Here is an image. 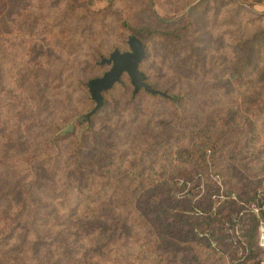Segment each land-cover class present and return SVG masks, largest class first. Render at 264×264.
<instances>
[{
    "label": "rangeland",
    "instance_id": "374dc122",
    "mask_svg": "<svg viewBox=\"0 0 264 264\" xmlns=\"http://www.w3.org/2000/svg\"><path fill=\"white\" fill-rule=\"evenodd\" d=\"M141 28L139 69L168 96L124 73L85 119L98 61ZM28 186L83 187L70 240L42 231L51 256L27 264H264V0H0V211Z\"/></svg>",
    "mask_w": 264,
    "mask_h": 264
},
{
    "label": "trees",
    "instance_id": "16d2710c",
    "mask_svg": "<svg viewBox=\"0 0 264 264\" xmlns=\"http://www.w3.org/2000/svg\"><path fill=\"white\" fill-rule=\"evenodd\" d=\"M133 31H135V33L132 34L136 35L139 39L141 38L138 35L142 33H147L149 35L155 33L148 28H141ZM173 31L174 32H161L163 33L161 35L173 37V35L177 34L180 30L173 29ZM83 140L84 135H81L79 137V141L82 143ZM51 187L52 186H47L45 188L49 189V196H46L45 198L43 197L42 190L35 189V191L32 192V190L28 186L24 190V195H20L18 198L14 196L15 199L13 198V202H11L10 204L8 200H6V202L8 203L6 204V206L4 204V206L5 208H7V211H0V249H3L8 245H10V247L6 248V251L3 252L8 257L5 261L0 259L1 264H27L30 261L40 263L41 258L38 256L39 250H41L43 257H45V255L47 257H50L51 252L46 249V244L39 242V233H41L42 231H46L48 232L50 237H52V235L57 232H63L64 234L65 232H70V224L72 223L73 225H75L73 222H70L71 220L69 219L70 216L73 215L76 211V206L75 204H73L71 199L73 197V191L80 190L83 186H62V188L56 190V192L55 190L51 189ZM101 188L102 186H97L94 193L98 194L101 191ZM57 191H59L60 196L56 195ZM17 193L18 191L16 190L15 195H17ZM45 199L49 200L46 201ZM52 200L58 201L59 206H53L51 202H48ZM14 206H16V209H13ZM0 208H2V205L0 206ZM17 209H19L20 214H22L24 218L21 222L13 227L11 225L13 223H16V220L10 215V212L11 210L16 211ZM125 213L127 214V211ZM51 215H53V217H51ZM86 220H81L79 222V227L83 228V231L86 233L89 241L93 243L94 248H102V239L104 237L105 229L103 227V223H100L96 220L87 222ZM18 229L20 230V233L17 235ZM3 230L7 232H2ZM16 235L17 239L21 238V240H24V243H26L25 247L20 252V255L15 254L14 245L10 244V242L14 240V236ZM30 235H32L33 238L30 239ZM70 236H72L71 232L66 235L67 241L70 240ZM119 237H122L121 233ZM94 248H92V252L97 251ZM80 255L83 256L81 252ZM97 257L98 258H96V262L98 261L99 263V254ZM66 263L70 264L71 262L67 261Z\"/></svg>",
    "mask_w": 264,
    "mask_h": 264
},
{
    "label": "water",
    "instance_id": "95a60500",
    "mask_svg": "<svg viewBox=\"0 0 264 264\" xmlns=\"http://www.w3.org/2000/svg\"><path fill=\"white\" fill-rule=\"evenodd\" d=\"M127 44L128 50L120 51L115 48L107 57L103 56L98 61V64H108L110 67L101 76L92 77L86 83L90 97L94 101V107L84 114L85 119H88L101 108L104 103L103 92L109 90L115 83L119 82L124 73L128 75L130 83L133 86V96L140 89H144L150 94L168 96L165 92L157 90L148 84L145 74L139 69V64L145 55L142 40L134 34H129Z\"/></svg>",
    "mask_w": 264,
    "mask_h": 264
},
{
    "label": "built area",
    "instance_id": "2783aa9c",
    "mask_svg": "<svg viewBox=\"0 0 264 264\" xmlns=\"http://www.w3.org/2000/svg\"><path fill=\"white\" fill-rule=\"evenodd\" d=\"M259 245L264 247V222H260V235H259Z\"/></svg>",
    "mask_w": 264,
    "mask_h": 264
}]
</instances>
